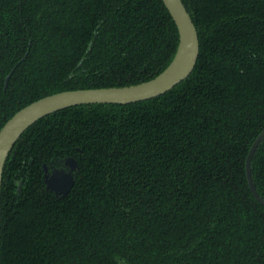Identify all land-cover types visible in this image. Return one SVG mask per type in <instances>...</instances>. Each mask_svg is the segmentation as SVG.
<instances>
[{"label":"trees","instance_id":"obj_1","mask_svg":"<svg viewBox=\"0 0 264 264\" xmlns=\"http://www.w3.org/2000/svg\"><path fill=\"white\" fill-rule=\"evenodd\" d=\"M182 1L199 40L184 79L56 110L18 137L2 171L0 264H264V205L245 176L264 127V0ZM177 42L162 0H0V127L46 94L149 79ZM67 156L74 182L56 197L42 164ZM251 175L264 198V139Z\"/></svg>","mask_w":264,"mask_h":264},{"label":"water","instance_id":"obj_2","mask_svg":"<svg viewBox=\"0 0 264 264\" xmlns=\"http://www.w3.org/2000/svg\"><path fill=\"white\" fill-rule=\"evenodd\" d=\"M171 15L178 32V42L169 63L155 76L144 81L121 86L75 88L56 91L41 96L16 110L0 127V187L3 166L12 146L21 133L37 119L56 110L89 103L125 104L148 99L164 93L184 79L193 69L198 52L199 40L196 27L182 0H162ZM10 72L5 77V84ZM264 139V127L252 141L245 156V176L253 197L264 205L251 175V160ZM63 167L50 172L43 164L45 189L56 197L65 196L74 182L77 162L72 156L63 159Z\"/></svg>","mask_w":264,"mask_h":264},{"label":"flooded vegetation","instance_id":"obj_3","mask_svg":"<svg viewBox=\"0 0 264 264\" xmlns=\"http://www.w3.org/2000/svg\"><path fill=\"white\" fill-rule=\"evenodd\" d=\"M4 82H5V80H4ZM6 83H7V81H6ZM6 84L4 83V86H5ZM10 152V151H9ZM9 154V153H8ZM44 164V163H43ZM43 164H42V170H43ZM46 165V164H45ZM47 166V170H48V172H50L51 170H52V168H60V167H63L64 166V164H63V161L61 162V165H59V166H55V165H53V164H49V165H46ZM43 172H44V170H43ZM45 187V186H44Z\"/></svg>","mask_w":264,"mask_h":264}]
</instances>
